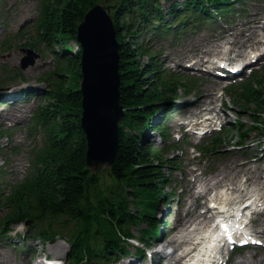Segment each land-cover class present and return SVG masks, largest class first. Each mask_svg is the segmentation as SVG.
<instances>
[{"label":"trees","instance_id":"trees-1","mask_svg":"<svg viewBox=\"0 0 264 264\" xmlns=\"http://www.w3.org/2000/svg\"><path fill=\"white\" fill-rule=\"evenodd\" d=\"M97 3L109 7L119 42L120 105L124 110L117 149L107 168L110 182L105 184L103 172H93L86 165L87 141L80 126L82 51L77 26ZM232 3L183 0L163 11L158 0H39L36 33L55 55L53 70L42 77L44 101L33 119L42 142L34 150L30 172L0 187V208L5 210L0 236L12 225L32 222L26 233L50 241L59 236L68 242L70 264H109L116 256L128 254L133 228L140 231L138 238L143 242L152 239L159 229L156 209L168 196L165 188L170 180L164 164L168 161L160 148L147 143V130L165 138L162 117L179 91L190 92L194 83L160 68L141 35L150 32V38L156 39L174 26L185 30L202 20L224 19L237 12L228 8ZM143 57H147L145 62ZM229 93L235 111H245L264 130V68L231 85ZM236 125L231 123V137L234 133L243 137L245 132ZM222 143L217 134L206 147L213 150ZM97 186L100 193L94 190ZM139 250L141 255L143 250Z\"/></svg>","mask_w":264,"mask_h":264},{"label":"rangeland","instance_id":"rangeland-1","mask_svg":"<svg viewBox=\"0 0 264 264\" xmlns=\"http://www.w3.org/2000/svg\"><path fill=\"white\" fill-rule=\"evenodd\" d=\"M158 1L163 11H165L172 2L180 3L183 0ZM38 5L39 0H0V88H3V90L33 87L35 88L33 93L42 91L45 88L42 77L54 68L55 55L44 41H40L36 33L35 19L38 13ZM228 8L235 9L238 13L228 16L226 21L217 19L207 22L206 20L199 29L186 30L187 32L181 36L175 34L173 29L168 32L167 36H163L158 40L152 41L149 37L150 32L141 36L147 42L150 50L155 51L153 61H156L158 65L159 61L157 59L160 60V65L168 66L171 70L195 79L194 88L189 94L179 91L180 97L177 96L172 99V103H178V105L177 109L168 117L167 128L169 133L176 138L179 134L187 132L188 127L184 125V120L187 117L191 115L201 117L200 115L207 113V111H201L203 103L196 102L197 95L202 92L205 95L206 106L213 107L208 114L214 115L218 111L221 119L226 121V127L230 126L229 123L232 120H238V128L245 132L242 147L236 146L235 137L225 139L221 146L217 147L218 152L216 154L207 156L201 161L199 156H195L194 150L189 149L188 146L185 145L183 151L177 150L170 146V143L160 139L157 133L147 130L146 138L149 141L147 143H153L154 146L161 149L159 151L168 161L164 162L165 165H168L165 172L167 176H171V187L165 188L168 199L166 198L158 203L155 213V218L158 221L157 226L160 224V233L148 240L150 247L144 249L145 256L141 258L134 256L136 248L133 246L137 242L133 240L130 241L131 244L129 245L130 253L124 257L116 256V260L109 264H126L125 262L130 260L135 261L133 264H163L167 261L160 253H154H158L157 250L163 247L166 239L177 234L175 230L171 229V226L175 224L174 219L178 217V214L184 215L183 210L188 207L187 202L191 203L190 209L196 213L203 209L205 198H200L198 201L200 207L196 206L193 199V196H195L193 191L195 190L192 186L197 181L195 179L196 175L215 182L223 173H226L230 180L237 182L242 188H246L242 182L249 177V185H247L249 193L246 196H260L262 203L259 201V207H264V130L259 123H253L252 116L245 111H234V108L228 102V98H225L222 93L227 81L214 76V67L204 63V59L213 60V57L217 55H236V57L244 55L242 59L246 58L247 62L253 58L247 54L250 51V48L247 47L248 42H242L239 37L247 39V35L250 36L251 32L258 31L260 33L261 30L262 33V30H264V0H233ZM255 18L257 20L253 22L252 20ZM220 34L225 36V40L219 47H215L213 43L217 41L216 39ZM254 40H250V42H254L253 45L258 44ZM58 47L56 45L55 49L58 50ZM260 51H264V45L260 47ZM166 57H169V59L164 64ZM25 58L33 59V63L25 69H21L20 62ZM146 60L147 57L141 58L142 62ZM258 63H260V66H264V55ZM185 67H187L186 70ZM248 71L247 69L245 73H248ZM8 94L0 98L2 100L0 102V177L5 180V182H2L3 185L14 183L29 172L34 156L33 151L41 141L40 131L33 127L31 115L43 96L41 94L38 96L30 94L31 97L28 99H20L14 93ZM12 95L14 96L13 99L10 98ZM211 99L213 103H211ZM5 100L9 101V104H5ZM191 105L193 106L191 107ZM202 127L210 129L211 124L208 127ZM211 133L212 131L207 132L202 137H200V134L190 132H187L186 135L196 142L202 138H207ZM234 136H236L235 133ZM234 161L239 164L246 163L243 165L247 169L246 174L248 176L238 172V168L234 166ZM107 168L98 169L99 172H103L102 184L110 182ZM97 187L94 190L100 193L99 186ZM216 190L221 193L224 192L221 187L216 188ZM169 196L171 197L169 198ZM226 196L228 195L226 194ZM2 214L3 211L0 210V215ZM145 226L144 224L141 227L144 228ZM254 228L259 230L257 233H260L261 230L264 231V208L257 215ZM23 230V224L13 225L12 231L9 232L11 235L8 236H12L14 232L22 236ZM132 234L134 237L138 236L140 231L133 228ZM181 234H184V231H180L177 235L180 236ZM259 235L264 239V232ZM20 236L18 239H21ZM4 237L0 238V249L6 252L12 260V264H27V261L29 263L32 250L36 251H34L36 260L41 251L48 253L49 257L59 260L60 264H69L66 260L68 244L60 237H55L54 240L47 242L40 239V237H35L34 240L26 244L24 249L12 245L15 239L5 240ZM61 241L65 242L64 253H52L54 243L63 244ZM166 250L171 252L172 248L169 247ZM242 255L248 257L244 262L246 264H264V248L256 246L248 247L231 255L229 264H233V260H237ZM33 262L30 261V264H33Z\"/></svg>","mask_w":264,"mask_h":264},{"label":"water","instance_id":"water-1","mask_svg":"<svg viewBox=\"0 0 264 264\" xmlns=\"http://www.w3.org/2000/svg\"><path fill=\"white\" fill-rule=\"evenodd\" d=\"M81 45L80 126L86 137V165L93 171L109 166L118 143L120 105L118 41L108 8L97 3L77 26ZM33 62L26 58L25 68Z\"/></svg>","mask_w":264,"mask_h":264},{"label":"bare ground","instance_id":"bare-ground-1","mask_svg":"<svg viewBox=\"0 0 264 264\" xmlns=\"http://www.w3.org/2000/svg\"><path fill=\"white\" fill-rule=\"evenodd\" d=\"M257 19H253L252 21H256ZM255 24V23H254ZM257 37V38H256ZM259 37V38H258ZM256 38V39H255ZM239 39L242 42H248L247 47H251L254 42H250V40H254L255 43H258L256 45H253L251 48L254 49H259V46L264 45V30H260V33L258 31L255 32H251L250 36L247 35V39H243L242 37H239ZM217 41L213 43V46L215 47H219V45H221V43L225 40V36L224 35H219L216 39ZM214 41V40H213ZM211 41V42H213ZM254 51L249 52V54L253 53ZM166 63V61H165ZM28 93V92H27ZM26 93V95H27ZM44 91L41 92V96H44ZM43 94V95H42ZM25 95V94H24ZM204 95L200 94V98H202ZM10 98H14V96H10ZM208 119V118H207ZM243 164L246 163H242L239 164L238 162H236V164L234 165L235 168H238V172L248 176L247 173V169H245V166ZM259 175V174H258ZM224 176L219 179L218 181H216L214 184L210 185L209 182H206V180H204L203 178H199V181H203V186L205 187V189H209L212 190L215 185L220 182L221 184L219 186H222V184H224V190L225 192H229L232 193L234 191H240V193L236 196L237 199L241 198L242 195L245 194L244 190H240V186L238 185L237 182L231 181V182H225L227 179H223ZM248 180V178L245 180V182ZM216 188V187H215ZM200 192L202 191L199 190ZM197 193L195 196H193L194 201L197 203L199 198H203L205 196L206 193ZM196 193V192H194ZM231 197V196H230ZM233 197V196H232ZM235 197V196H234ZM257 198V197H255ZM235 200V198H229V197H225V198H221L220 194L218 193L215 194L214 193V197L211 198L210 200H213L216 202V207L217 208L219 205H226L227 203L230 202H237L238 200ZM209 200V201H210ZM255 200V199H254ZM188 207L184 208V215H179L178 217L174 219L175 224L173 226H171V229L175 230V233H179L180 231H184V234H181L180 236H178L177 234H175L174 236H171L169 239H166L164 242V245L161 249H158L157 252L158 253H154V254H161L167 261H172L171 263L173 264L178 263L179 261H181L182 259H184L191 251H193L195 249V245L197 244H201V247H206L209 243L208 240H204V235L201 236L202 232H203V226H201V224H203L204 220L207 218V212H209L212 216H214V213L212 211V208L209 206H207V210L204 212H198L195 213L194 210L190 209L191 203L187 202ZM214 208V209H215ZM199 236V238H198ZM259 237V236H258ZM195 240V242H194ZM258 241V240H257ZM63 244H59L58 242L54 243V247H52L53 249L51 250L52 253L54 254H62L65 251V242L61 241ZM195 243V245H194ZM188 244V247L186 249H183V245ZM193 246V250L190 251V248H192L191 246ZM171 247L172 250L171 252H167V248ZM70 247L68 246L69 250ZM56 257V256H54ZM247 255H242L239 256V258L237 260L233 261V264H246L244 262H246L247 259ZM135 261L134 260H130L128 262H125L126 264H133ZM166 262V264H171ZM0 264H12V260L7 256L6 252L3 251V249H0ZM156 264V263H155ZM164 264V263H163ZM209 264V263H206Z\"/></svg>","mask_w":264,"mask_h":264},{"label":"snow or ice","instance_id":"snow-or-ice-1","mask_svg":"<svg viewBox=\"0 0 264 264\" xmlns=\"http://www.w3.org/2000/svg\"><path fill=\"white\" fill-rule=\"evenodd\" d=\"M242 243L244 242V241H241Z\"/></svg>","mask_w":264,"mask_h":264}]
</instances>
